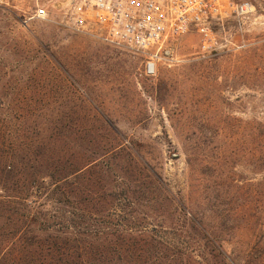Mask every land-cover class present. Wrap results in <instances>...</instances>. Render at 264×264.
Segmentation results:
<instances>
[{
	"label": "rangeland",
	"instance_id": "rangeland-1",
	"mask_svg": "<svg viewBox=\"0 0 264 264\" xmlns=\"http://www.w3.org/2000/svg\"><path fill=\"white\" fill-rule=\"evenodd\" d=\"M77 1L0 7V195L6 186L48 184L73 163L80 179L53 205L79 207L87 219L138 209L147 223L169 225L179 212L166 189L225 194L240 218L222 235L226 250L264 264V7L214 25L211 50L190 29L148 76L141 53L74 24ZM41 6L47 19L34 17ZM4 125L22 132L8 141Z\"/></svg>",
	"mask_w": 264,
	"mask_h": 264
},
{
	"label": "trees",
	"instance_id": "trees-1",
	"mask_svg": "<svg viewBox=\"0 0 264 264\" xmlns=\"http://www.w3.org/2000/svg\"><path fill=\"white\" fill-rule=\"evenodd\" d=\"M3 128L8 141L22 132ZM260 130L259 157L264 165L263 124ZM8 168L12 170V165ZM56 169L48 184L33 180L23 188H4L0 264H243L238 253L226 250L228 240L222 237L240 220L233 216L232 200L225 194L203 190L204 197L193 198L185 197L181 189L176 195L166 189L179 212L169 225L147 223L138 209L127 213L116 208L107 215L95 211L87 219L79 207L68 208L59 201L53 205L54 196H64L82 169L76 163Z\"/></svg>",
	"mask_w": 264,
	"mask_h": 264
},
{
	"label": "built area",
	"instance_id": "built-area-1",
	"mask_svg": "<svg viewBox=\"0 0 264 264\" xmlns=\"http://www.w3.org/2000/svg\"><path fill=\"white\" fill-rule=\"evenodd\" d=\"M12 0H0V7ZM264 7V0H78L71 17L79 28L96 27L103 41L125 46L144 56L145 74L154 75L161 63L170 62L169 43L196 28L203 48L218 45L214 25L229 19L250 18ZM34 17L47 19L44 6Z\"/></svg>",
	"mask_w": 264,
	"mask_h": 264
}]
</instances>
